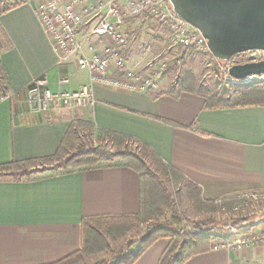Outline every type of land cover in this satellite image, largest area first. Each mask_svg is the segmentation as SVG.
Masks as SVG:
<instances>
[{"label":"crops","instance_id":"obj_1","mask_svg":"<svg viewBox=\"0 0 264 264\" xmlns=\"http://www.w3.org/2000/svg\"><path fill=\"white\" fill-rule=\"evenodd\" d=\"M43 1L25 0L0 15L1 62L9 85V94L0 100V165L53 155L70 123L79 120L131 137L136 147L146 146L147 154L197 186L203 201L264 190L261 101L210 110L198 94L168 95L172 84L160 79L150 92L93 84V106L32 112L26 90L39 78L57 92L89 84L87 73L72 60L61 62L53 51L35 16ZM79 37L86 44L94 42L89 35ZM132 42L133 38L126 58L129 70H144L161 56L140 55ZM95 46L98 51L103 48L100 43ZM64 79L67 84L61 83ZM250 206L264 217V205ZM140 208L141 180L127 167L75 171L31 182L0 181V264L56 263L80 249L82 219L137 215ZM263 229L264 219H259L226 234L234 239L243 230ZM168 245V240L157 241L135 264H158ZM185 264H264V246L210 250Z\"/></svg>","mask_w":264,"mask_h":264},{"label":"trees","instance_id":"obj_2","mask_svg":"<svg viewBox=\"0 0 264 264\" xmlns=\"http://www.w3.org/2000/svg\"><path fill=\"white\" fill-rule=\"evenodd\" d=\"M23 1L6 7L0 6V15L23 3ZM1 56L2 46L0 43V100L9 94V85L2 66ZM226 77L232 78L228 71ZM240 89L235 102L221 100L220 97H215L208 91L195 88L193 82L170 88L167 94L175 98L181 93L198 94L205 99V108L210 110L239 107L256 103V101H261L260 104L264 105V87L242 86ZM85 139L89 145L85 144ZM107 144L113 146L115 151L110 154L106 153L102 147ZM131 144H135L131 137L106 129H95L93 124L74 120L70 123L53 155L34 161L11 162L0 165V181L31 182L75 171L112 167H127L138 174L141 180L140 212L130 216H98L82 219L80 249L53 264H78L84 255L107 248L105 239L108 234L121 236L125 231L156 217L158 215L157 197L161 199L168 211H171L170 219L149 230L135 246L131 243L125 245L119 253L114 254L115 257L112 260H103L94 264H135L154 243L162 239L168 240L169 245L161 254L158 264H185L192 257L210 251L211 239L208 233L216 228L217 222L211 218L203 222H190L183 219L176 198L172 197L160 178L152 175L142 156L130 150ZM139 149L141 152H148V148L144 145H140ZM154 157L156 158L155 155ZM160 164L170 184L177 186L186 182L185 178L176 170L161 162ZM185 189L191 195L190 201L192 203H198L210 211H217L219 208L215 202L201 200L200 190L194 184L186 182ZM238 203V201H230L227 205L236 206ZM252 221V217H246L230 220L220 226L238 231L242 227L250 225Z\"/></svg>","mask_w":264,"mask_h":264},{"label":"built area","instance_id":"obj_3","mask_svg":"<svg viewBox=\"0 0 264 264\" xmlns=\"http://www.w3.org/2000/svg\"><path fill=\"white\" fill-rule=\"evenodd\" d=\"M35 16L59 60H72L79 71L88 74L89 84L75 91L57 92L50 90L45 78L35 80L26 90L27 104L34 113L49 114L63 108L93 106V84L129 92L157 89L167 64L159 56L144 70L127 68L131 33L126 28V19L149 18L166 31L172 46L210 54L206 39L174 14L168 0H45L36 6ZM80 34L89 35L94 42L86 44ZM97 43L102 44L101 51L96 50ZM150 51L147 43L140 47L142 55ZM253 53H256L255 62L264 59L263 51ZM250 81L264 84V75L248 78L247 82ZM61 83L67 84L68 80ZM231 200L239 202L234 210L242 209L247 203L262 206L264 190L247 191ZM249 246H264V229L256 233L243 230L233 240L217 238L211 241L210 250L240 251Z\"/></svg>","mask_w":264,"mask_h":264},{"label":"rangeland","instance_id":"obj_4","mask_svg":"<svg viewBox=\"0 0 264 264\" xmlns=\"http://www.w3.org/2000/svg\"><path fill=\"white\" fill-rule=\"evenodd\" d=\"M21 1L23 0H0V6L6 7ZM125 24L133 38L132 45L137 44V52L140 53V47L144 43H147L151 47L150 52L153 53L154 56L161 55L162 59L165 60L167 67L165 73L160 79H164L167 83L172 84L173 87L171 86V89L183 83L191 84L193 82L195 88L198 87V89L208 91L211 95L220 97L221 100L235 102L242 86L264 87V84L258 85L252 83V81H250V84L248 85H240L239 83H233L235 80L232 78L226 77L228 69L235 66V64L241 65L255 62L254 59L256 58V53H253V51L235 55L228 61L216 60L209 53L206 54L197 50H184L179 46H172L166 31L163 30L158 23L149 18L126 19ZM135 55H137V53H135ZM85 144L89 145L87 139H85ZM102 148L108 154L115 151L114 147L110 144H107ZM129 148L131 151H135L141 155L145 165L152 175L157 176L165 183L172 197L176 198L178 209L183 219L190 222H203L211 218L217 222L218 225L216 228L213 229L211 233H208L210 234L211 241L217 240V238L223 239V237L233 240L230 236H227L226 231H236L222 228L220 226L230 220L252 217L253 221L251 223H253L259 219H264L262 215L256 213V210H253L255 207L250 206L249 203H247L245 207H242L243 210H234L233 208L235 206H228V202L234 197L215 201V204L219 207L217 211H210L204 209L198 203H192V201H190L191 195L187 193L185 189L186 182H182L177 186L170 184L159 160L153 155L147 154L143 151L141 152L139 147H136L135 145L131 144ZM156 206L158 208V215H156V217H152L148 222L139 224L129 231H125L121 236H114V234L111 233L108 234L105 239L107 248L92 254L84 255L78 264H94L103 260H112L115 257L114 254L119 253L128 243H131L134 246L138 244L149 230H152L156 225L169 220L171 217V211H168L159 197H157ZM240 233L234 234L237 237Z\"/></svg>","mask_w":264,"mask_h":264},{"label":"water","instance_id":"obj_5","mask_svg":"<svg viewBox=\"0 0 264 264\" xmlns=\"http://www.w3.org/2000/svg\"><path fill=\"white\" fill-rule=\"evenodd\" d=\"M180 19L197 29L210 54L221 61L252 52H264V0H168ZM229 75L240 85L264 75V59L235 65Z\"/></svg>","mask_w":264,"mask_h":264},{"label":"bare ground","instance_id":"obj_6","mask_svg":"<svg viewBox=\"0 0 264 264\" xmlns=\"http://www.w3.org/2000/svg\"><path fill=\"white\" fill-rule=\"evenodd\" d=\"M236 65V64H235Z\"/></svg>","mask_w":264,"mask_h":264}]
</instances>
